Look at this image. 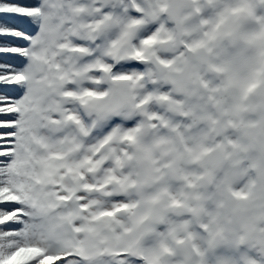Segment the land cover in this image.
<instances>
[{"label":"snow or ice","instance_id":"6c2138e0","mask_svg":"<svg viewBox=\"0 0 264 264\" xmlns=\"http://www.w3.org/2000/svg\"><path fill=\"white\" fill-rule=\"evenodd\" d=\"M0 264H264V0H0Z\"/></svg>","mask_w":264,"mask_h":264}]
</instances>
